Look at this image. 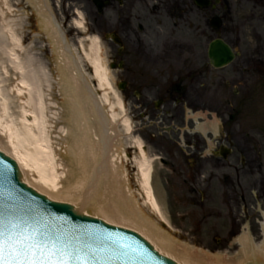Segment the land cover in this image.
Here are the masks:
<instances>
[{
  "label": "rangeland",
  "instance_id": "obj_1",
  "mask_svg": "<svg viewBox=\"0 0 264 264\" xmlns=\"http://www.w3.org/2000/svg\"><path fill=\"white\" fill-rule=\"evenodd\" d=\"M33 2L35 3L31 0H8L5 4L4 0H0V89H3L0 94V116L2 119L4 117V123H11L10 120L13 119L14 132L10 136L17 148L6 143L9 136L3 138L2 131L0 136L3 141H0V145L8 147L9 152L19 149L18 151L25 153L33 165L38 163L41 156L38 150L30 154L34 149L30 143L33 139L27 135L22 107L11 100V90L5 78L8 75L5 72L7 68L23 66L24 72L31 74L36 83L34 93L40 96L46 116L42 119H47L46 123L48 120H54L53 124L57 128L67 125L68 97L64 93L66 89L61 76L64 64L62 53H67L75 59L80 74L94 90L99 104L103 105V111L112 118L118 134L117 148L120 151L119 160L124 176L126 175V182L135 194L139 206L151 216L150 211L143 205V199L139 198L136 160L140 155L135 144L137 139L143 143L146 155L153 160L156 173L164 179L163 183L165 177H170L169 170L161 162V158L165 156L164 144L153 142L145 135L146 129L139 127L133 120L130 103L123 101L124 109L117 106L114 96L104 85H100L89 66L94 37L99 39L101 55L108 67L114 57L115 45L105 37L108 31L119 29L114 23L113 13L106 11L99 14L91 0ZM41 10L45 13L47 11L50 20L55 21L63 35L62 41L57 42L51 34V24L49 28H45L48 18L40 14ZM204 15L192 14L194 18L198 16L199 20L185 18L186 22H180L178 25H174L170 19L165 20V68H201L205 80L203 89L209 95L212 71L230 81H244V90L239 96L231 99V118L228 114L216 116L220 122L216 140L218 143H231L230 156L223 160L218 154H205L207 150L210 151L209 147H206L201 151L200 167L197 164L183 165L182 167L190 172L189 176H176L174 180L164 183L165 189L162 184L163 199L167 202L165 211L172 229L164 227L178 242L208 253L221 252L237 261L241 258L237 238L240 233L247 231L255 244H259L263 239L261 227L264 221V102H260V77L257 69L250 68L243 72L238 68L239 62H254L258 57L252 55V42L241 39V46L249 42V45L243 46L244 51L249 53L238 56L229 67L221 70L211 69L207 62L206 47L213 32ZM79 20H83V27L77 25ZM244 32L252 33L249 28H241V33ZM17 37L22 43V48L17 44ZM109 69L115 79L116 71ZM18 76L22 79L20 73ZM226 88L224 84H218V97H221L220 94ZM218 102L223 105L221 100ZM56 111L59 114L53 118ZM204 111L207 115L201 122L214 118L213 114ZM8 113H11V116H8ZM126 119L130 127L127 126ZM52 131V139L49 140L46 134L43 136V143L51 141L57 150L69 155L65 139L67 135H59L56 128ZM181 145L184 149V143L181 142ZM111 149H115V146ZM111 152L109 151V154ZM198 171L200 174L196 178ZM240 263L241 261L236 264Z\"/></svg>",
  "mask_w": 264,
  "mask_h": 264
},
{
  "label": "bare ground",
  "instance_id": "obj_2",
  "mask_svg": "<svg viewBox=\"0 0 264 264\" xmlns=\"http://www.w3.org/2000/svg\"><path fill=\"white\" fill-rule=\"evenodd\" d=\"M4 3L7 4L8 0H4ZM40 14L48 18L45 28H49L51 24V34L57 42L62 41L63 35L55 21L47 16V11L45 13L41 10ZM77 25L83 27V20H79ZM16 41L21 47L22 43L18 37ZM91 52L89 66L94 77L101 86L104 85L109 89L117 106L124 109L121 94L109 67L102 58L98 37H94ZM62 56L64 64L61 76L69 108L66 126L57 128L53 124L54 120H48L46 123L47 119H42L45 114L40 96L34 93L36 83L28 71L24 72L23 66L7 68L5 71L6 75L8 74L5 78L11 90V100L22 107L27 135L33 139L30 143L33 144L34 149L30 154L32 155L36 150L41 154L38 163L33 165L27 155L20 153L19 149H15L13 153L9 152L8 147L0 145L1 150L17 161L24 181L51 199L66 200L74 205L88 200L96 193L100 218L139 232L157 250L181 264H236L244 260L264 262V221L262 222L263 239L259 244H255L247 231L237 237L241 251V258L237 261L221 252L208 254L186 243L178 242L170 231L165 229V227L172 228L165 211L161 178L156 173L153 160L147 157L143 143L137 139L135 147L140 155L136 160L137 189L139 198L143 199V205L150 211L151 216L143 211L135 194L129 188L130 185L126 182V175L124 176L119 160L118 134L112 118L103 111V105L99 104L95 92L80 74L73 56L67 53H62ZM18 73L22 79H19ZM2 90L0 89V94ZM54 114L53 118H56L59 113L56 111ZM8 116H11V113H8ZM3 119L0 116V135L1 131L4 132L3 138L9 136L6 143L17 148L10 136L14 132L12 127L14 121L11 118V123H4ZM126 123L130 127L128 119ZM196 127L203 133L208 128L216 132L218 121L216 118L211 121L206 120L198 123ZM55 128L59 135L62 136L63 133L67 135L65 139L69 155L57 150L51 141L43 143V136L46 134L49 140L52 139L50 134ZM3 138L0 136V141H3ZM113 146L115 149H111ZM109 151H112L111 154Z\"/></svg>",
  "mask_w": 264,
  "mask_h": 264
},
{
  "label": "flooded vegetation",
  "instance_id": "obj_3",
  "mask_svg": "<svg viewBox=\"0 0 264 264\" xmlns=\"http://www.w3.org/2000/svg\"><path fill=\"white\" fill-rule=\"evenodd\" d=\"M101 2V14L112 12L114 23L119 26L117 31L114 29L122 41L116 50L117 80L124 83L122 95L131 104L134 120L146 129L145 135L153 142L165 143L162 159L170 173L165 180L172 181L178 175L189 176L190 172L182 166L197 164L200 167L201 151L208 142L200 131L192 128L196 125V112L207 108L216 115L225 114L227 107L224 104L230 98L228 94L223 100L218 97V76L212 77L209 95L200 86L199 68H165V20L170 19L178 25L186 22L185 18L198 21L199 17L194 18L192 14L204 13L207 20L219 17L222 23L219 28L212 29L213 36L222 37L241 51H244V45H249L248 42L241 46V39L254 41V53L259 55L264 69V0H208L203 7L194 0ZM247 26L253 32L241 33V28ZM119 61L122 66H118ZM245 66L242 62L238 64V68ZM222 82L226 87L232 84L225 79ZM239 91L236 89L237 94ZM211 135L216 142L215 134ZM199 174L196 172V178Z\"/></svg>",
  "mask_w": 264,
  "mask_h": 264
},
{
  "label": "water",
  "instance_id": "obj_4",
  "mask_svg": "<svg viewBox=\"0 0 264 264\" xmlns=\"http://www.w3.org/2000/svg\"><path fill=\"white\" fill-rule=\"evenodd\" d=\"M97 6L100 9L99 3ZM208 57L212 64L219 66L228 62L233 53L222 40H217L210 43ZM22 179L16 161L0 151V216L12 211L39 222L49 232L90 249L95 264H180L160 254L137 232L95 217H100L96 193L75 204V209L70 203L47 198Z\"/></svg>",
  "mask_w": 264,
  "mask_h": 264
},
{
  "label": "snow or ice",
  "instance_id": "obj_5",
  "mask_svg": "<svg viewBox=\"0 0 264 264\" xmlns=\"http://www.w3.org/2000/svg\"><path fill=\"white\" fill-rule=\"evenodd\" d=\"M0 264H95L94 253L12 211L0 216Z\"/></svg>",
  "mask_w": 264,
  "mask_h": 264
}]
</instances>
